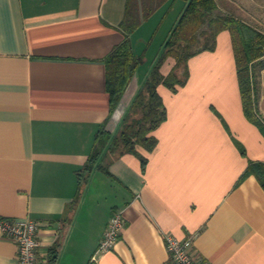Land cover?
<instances>
[{
    "label": "crops",
    "instance_id": "obj_1",
    "mask_svg": "<svg viewBox=\"0 0 264 264\" xmlns=\"http://www.w3.org/2000/svg\"><path fill=\"white\" fill-rule=\"evenodd\" d=\"M216 2L248 24L264 13V0ZM128 4L157 7L130 35L144 62L111 110L104 61L124 39ZM184 5L0 0V217L37 223L38 264H172L167 234L190 239L198 264H264V188L247 173L250 164H264V135L242 110L228 31L214 51L189 60L185 86L158 87L167 117L151 153L138 148L146 164L125 153L103 161L107 173L94 169L78 183L99 128L118 133ZM116 212L125 222L118 241L95 255ZM0 264H19L17 245L4 237Z\"/></svg>",
    "mask_w": 264,
    "mask_h": 264
},
{
    "label": "trees",
    "instance_id": "obj_2",
    "mask_svg": "<svg viewBox=\"0 0 264 264\" xmlns=\"http://www.w3.org/2000/svg\"><path fill=\"white\" fill-rule=\"evenodd\" d=\"M182 1L184 8L160 46L148 76L122 119L118 133L111 135L99 128L87 163L78 171L80 186L94 169L107 173V165L102 164L105 159L111 161L129 153L139 157L143 166L146 164L147 160L139 154L138 148L151 153L157 145L153 133L167 117L158 87L163 85L176 92L179 87L185 86L189 78V60L200 53L214 51L216 38L223 31H228L232 38L242 110L246 119L264 135V121L259 116L256 99L257 67L264 69V32L234 14L221 12L216 0ZM153 5L149 8L144 6L139 11L128 4L121 24L124 39L112 48L104 61L111 110L118 106L130 80L144 62L143 54L134 55L130 35L143 19L146 20L154 12L157 6ZM168 62L174 64L164 75L162 68ZM247 173H254L264 188V164H250Z\"/></svg>",
    "mask_w": 264,
    "mask_h": 264
},
{
    "label": "built area",
    "instance_id": "obj_3",
    "mask_svg": "<svg viewBox=\"0 0 264 264\" xmlns=\"http://www.w3.org/2000/svg\"><path fill=\"white\" fill-rule=\"evenodd\" d=\"M122 212H116L111 217L103 238L96 250V254L110 251L118 241L124 227ZM0 237L12 240L18 249L19 264H38V225L30 219H5L0 217ZM167 251L172 264H198L190 252L192 241L177 240L171 236H164Z\"/></svg>",
    "mask_w": 264,
    "mask_h": 264
},
{
    "label": "rangeland",
    "instance_id": "obj_4",
    "mask_svg": "<svg viewBox=\"0 0 264 264\" xmlns=\"http://www.w3.org/2000/svg\"><path fill=\"white\" fill-rule=\"evenodd\" d=\"M249 19H251V17H249ZM257 20H249L250 21V24L256 26V27H259L260 29H262L261 31L264 32V13L263 14H259L256 18Z\"/></svg>",
    "mask_w": 264,
    "mask_h": 264
}]
</instances>
